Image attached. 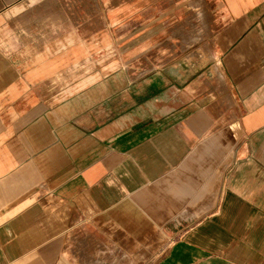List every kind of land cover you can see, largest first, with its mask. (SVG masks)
<instances>
[{
  "label": "crops",
  "instance_id": "crops-1",
  "mask_svg": "<svg viewBox=\"0 0 264 264\" xmlns=\"http://www.w3.org/2000/svg\"><path fill=\"white\" fill-rule=\"evenodd\" d=\"M115 252L264 264V0H0V264Z\"/></svg>",
  "mask_w": 264,
  "mask_h": 264
},
{
  "label": "rangeland",
  "instance_id": "rangeland-1",
  "mask_svg": "<svg viewBox=\"0 0 264 264\" xmlns=\"http://www.w3.org/2000/svg\"><path fill=\"white\" fill-rule=\"evenodd\" d=\"M110 248H112L110 245H107L106 247L103 248V250H105V253L103 254V257H101V258H103V261L106 260L105 263L108 262L107 259L109 258L108 257L109 254H108V252H106V250H108ZM126 256H127V253H125V252L124 253L115 252V260H114L115 263L114 264H127L128 261L126 260L127 259ZM111 259H112V257H111Z\"/></svg>",
  "mask_w": 264,
  "mask_h": 264
}]
</instances>
